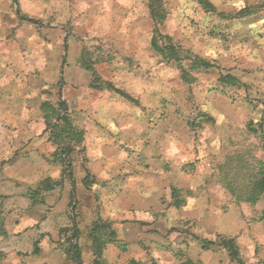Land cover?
<instances>
[{"label": "crops", "instance_id": "0c3cea01", "mask_svg": "<svg viewBox=\"0 0 264 264\" xmlns=\"http://www.w3.org/2000/svg\"><path fill=\"white\" fill-rule=\"evenodd\" d=\"M16 27L0 8V264H76L73 225L80 264H235L200 249L218 236L234 239L245 264H264V228L214 216L199 174L176 167L187 139L175 122L149 120L159 74L119 84L62 73L57 52Z\"/></svg>", "mask_w": 264, "mask_h": 264}, {"label": "rangeland", "instance_id": "374dc122", "mask_svg": "<svg viewBox=\"0 0 264 264\" xmlns=\"http://www.w3.org/2000/svg\"><path fill=\"white\" fill-rule=\"evenodd\" d=\"M206 2L213 10L198 0H162L160 46H179L210 65L188 73L189 82L153 50L148 0H0V8L16 16L15 36L57 52L60 72L75 68L119 84L130 72L159 74L160 108L149 120L175 122L178 138L187 139L176 167L199 174L194 185L206 191L214 216L258 223L260 232L264 194L254 202L252 191L264 176V0ZM221 76L235 85L221 84ZM148 83L156 96V80Z\"/></svg>", "mask_w": 264, "mask_h": 264}, {"label": "trees", "instance_id": "16d2710c", "mask_svg": "<svg viewBox=\"0 0 264 264\" xmlns=\"http://www.w3.org/2000/svg\"><path fill=\"white\" fill-rule=\"evenodd\" d=\"M199 4L206 10H213V7L209 5L206 0H198ZM148 11L150 18L153 22V32L154 36L152 37L151 40V46L153 50L158 53L162 58L165 60L167 64H176L180 67V75L181 79L189 82L188 80V73H190L193 70H198V69H207L210 68V65L207 64L206 62L201 61L198 57H193L188 51L180 48L179 46H171L166 45V46H160L159 39L155 37L160 36L159 35V30L165 20V12L163 9V3L162 0H148ZM189 62L188 69L185 70L183 67L180 65L182 62ZM93 73V72H92ZM235 79L231 78L229 76H221L219 78V82L221 84H227V85H235ZM116 93L119 95L123 96L126 99H129V97L124 94L120 90H115ZM64 110V109H63ZM59 114L55 116V118L58 119ZM65 119V118H63ZM62 153H66L64 148H62ZM67 170H70V165L67 164ZM255 196H253L254 202L260 199L261 195L264 194V176L262 180L257 181V184L254 186V190L252 191ZM72 233L71 237L68 240V248L66 250V253L69 256V259L73 261L76 264H80V255H79V250L78 247L76 246L74 242V237H75V225L71 227ZM198 244L200 246L201 250H212V249H219V250H225L228 254V257L231 262L235 264H245L242 259L240 258L239 255V248L234 241V239H225L220 236L217 237L215 241H205L201 240L198 241Z\"/></svg>", "mask_w": 264, "mask_h": 264}]
</instances>
